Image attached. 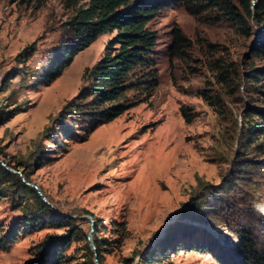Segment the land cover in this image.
I'll return each instance as SVG.
<instances>
[{
  "label": "rangeland",
  "instance_id": "1",
  "mask_svg": "<svg viewBox=\"0 0 264 264\" xmlns=\"http://www.w3.org/2000/svg\"><path fill=\"white\" fill-rule=\"evenodd\" d=\"M152 1L157 12L147 26L156 41L148 58L156 76L128 88L118 102L131 107L88 132L87 116L63 106L86 85L85 68L115 32L98 36L52 84L40 85L39 73L57 55L72 11L60 0H0V110L18 111L0 116V164L28 174L50 203L41 211L32 195L2 190L0 264H38L39 254L54 244L61 247L59 264H88L87 246L98 264L88 243L90 222L77 217L88 215L84 211L92 229L97 225L103 264H137L139 255L155 252L174 222L188 227L175 229L153 264H243L238 229L264 245L258 28L248 19L244 29L216 11L191 14L184 0ZM175 26L190 45L171 59ZM26 46L33 54L22 61ZM250 68L259 69L256 80L248 79ZM140 74L137 68L132 77ZM210 191H219V200ZM201 200L208 207L193 211ZM54 215L76 217L60 226L48 221ZM27 217L34 226L2 245V236Z\"/></svg>",
  "mask_w": 264,
  "mask_h": 264
},
{
  "label": "trees",
  "instance_id": "2",
  "mask_svg": "<svg viewBox=\"0 0 264 264\" xmlns=\"http://www.w3.org/2000/svg\"><path fill=\"white\" fill-rule=\"evenodd\" d=\"M38 1L39 5L44 3L45 0ZM60 1L65 8L72 11V15L65 23L66 28L57 55L39 73L37 83L40 85L48 86L52 84L62 75L64 69L72 63L75 55L88 47L98 36L108 32H115L114 36L107 40L102 56L91 67L85 68L83 79L86 81V85L81 87L78 93L63 106L64 109L72 107L77 112L87 116L90 122V130L88 132H91L98 126L114 120L131 107L132 104L118 102V99L123 96L128 88L136 86L143 80L148 79V77L156 76V73L151 71L152 66L148 58L149 52L155 44L156 34L148 28L147 24L157 12V7L152 0ZM235 1L238 3V7ZM184 4L191 14H197L205 10L216 11L219 14L217 17L222 15L228 20L240 24L244 29L247 26V20L252 19L254 25L258 28L254 47L256 50L264 52V0H184ZM171 36L170 58L182 57L185 54V50L189 48L188 39L178 26L172 29ZM32 54L33 50L26 46L18 56L24 61ZM137 68L141 70V74L133 78L132 76ZM259 73V69L250 68L248 79L256 80ZM11 78L10 73L5 75L2 80L3 89H6L5 85L10 82ZM8 112L13 113L9 114ZM17 112L0 110V116L3 118L5 115L6 117H12ZM62 112L63 110L60 113ZM181 114L186 122L192 121L190 112L186 108H181ZM256 115L261 119L260 128L257 130L256 135L264 137V112H258ZM251 127L256 128L252 125ZM257 146L261 150L264 147V143ZM5 165L8 168L20 171L16 165H11L9 162H6ZM22 176L26 181L30 182L28 174L22 171ZM7 187L16 189L17 192H21L24 195H32L41 211L49 210V205L40 198L33 187L25 185L17 173L10 172L4 165L0 164L1 195L2 190ZM218 189L221 191L222 188ZM219 191H210V197L216 198L217 195L214 193L220 194ZM216 200H219V198H216ZM208 204L207 201H198L193 211L207 208ZM84 213L91 216L87 211H84ZM206 214H212V212L208 210ZM188 216L201 218L195 215ZM74 220L75 217L54 215L48 221H56L55 224L64 226L66 223L74 222ZM79 220L86 221L84 218ZM25 221L23 224L21 222L14 224L11 231L2 236L1 244L11 243L16 238L15 235L25 232L31 218L27 217ZM33 226L30 224V227ZM181 227L188 226L179 222H174L168 226L165 229L163 239L156 246L155 252L142 253L139 255L137 264H153L157 255H160L164 250L166 240L177 232L175 229ZM13 230L17 232L13 233ZM92 231L91 239L96 248L95 255L98 264H103L100 255L101 243L95 236L97 231L96 224ZM237 235L241 239V262L243 264H264V245L258 244L247 229H238ZM87 248L90 256L88 264H95L92 260L93 252L88 246ZM61 256L60 245L54 244L39 254L38 264H59Z\"/></svg>",
  "mask_w": 264,
  "mask_h": 264
},
{
  "label": "water",
  "instance_id": "3",
  "mask_svg": "<svg viewBox=\"0 0 264 264\" xmlns=\"http://www.w3.org/2000/svg\"><path fill=\"white\" fill-rule=\"evenodd\" d=\"M6 168H7L10 172H12V173H17V174H19L20 177H21V179H22V181L25 183V185L30 186V187H33V188L36 190L37 194L40 196V198H41L46 204L50 205V203L46 200L45 196L40 192L38 186H36L35 184H33V183H31V182L26 181V180L24 179V177L22 176V174H21L20 171H16V170H13V169L8 168V167H6ZM67 216H70V217H76L75 215H67ZM77 217H79V218H84V219L89 220L90 225H91V231H92L93 220H92V217H91L90 215L83 214V215H79V216H77ZM88 243H89L90 246H92V248H94V246H93L92 242L90 241L89 237H88Z\"/></svg>",
  "mask_w": 264,
  "mask_h": 264
}]
</instances>
